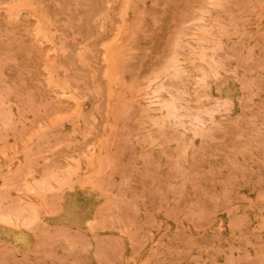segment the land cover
<instances>
[{
	"label": "rangeland",
	"instance_id": "1",
	"mask_svg": "<svg viewBox=\"0 0 264 264\" xmlns=\"http://www.w3.org/2000/svg\"><path fill=\"white\" fill-rule=\"evenodd\" d=\"M0 264H264V0H0Z\"/></svg>",
	"mask_w": 264,
	"mask_h": 264
}]
</instances>
